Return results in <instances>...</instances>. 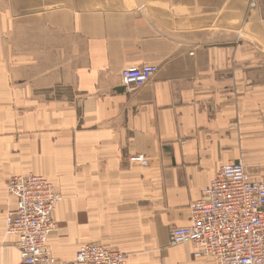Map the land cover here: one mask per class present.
Returning a JSON list of instances; mask_svg holds the SVG:
<instances>
[{"label": "crops", "instance_id": "obj_1", "mask_svg": "<svg viewBox=\"0 0 264 264\" xmlns=\"http://www.w3.org/2000/svg\"><path fill=\"white\" fill-rule=\"evenodd\" d=\"M143 65L158 70L122 87ZM238 161L264 182V0H0V264L20 260L7 186L29 175L60 195V261L95 243L128 264H215L169 233Z\"/></svg>", "mask_w": 264, "mask_h": 264}, {"label": "built area", "instance_id": "obj_2", "mask_svg": "<svg viewBox=\"0 0 264 264\" xmlns=\"http://www.w3.org/2000/svg\"><path fill=\"white\" fill-rule=\"evenodd\" d=\"M157 70L154 65L125 68L120 84L139 89ZM129 161L142 166L148 162L142 155ZM7 193L14 207L5 216V235L18 238V264H128L122 252L95 243L82 245L68 261L51 255L47 241L55 230L52 213L61 198L47 179L14 177ZM189 210L190 224L170 231V245L190 244L195 258H210L215 264L264 263V182L250 180L242 162L222 166Z\"/></svg>", "mask_w": 264, "mask_h": 264}]
</instances>
